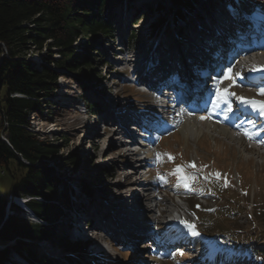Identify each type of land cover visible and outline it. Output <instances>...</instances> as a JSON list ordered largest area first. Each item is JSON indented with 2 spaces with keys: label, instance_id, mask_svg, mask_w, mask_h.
<instances>
[{
  "label": "rangeland",
  "instance_id": "rangeland-1",
  "mask_svg": "<svg viewBox=\"0 0 264 264\" xmlns=\"http://www.w3.org/2000/svg\"><path fill=\"white\" fill-rule=\"evenodd\" d=\"M142 1L148 2V0H122L120 5L115 9V12L117 13L123 12L122 20L119 24L117 23L120 27H117L115 23L117 30L114 34V38H116L114 39L113 43H109L104 46L105 48L103 49V57L94 58V62L92 63L93 65H91L93 70H91L90 67V69L87 68V71L89 72L87 76L84 73L86 71H83L82 69L81 71L67 73L61 69H57L53 65H49L57 73H60L62 75L58 80L59 96L54 101V105L52 103V105L47 107L46 111L44 110L38 115H32L29 119L31 129L33 133L38 134L39 140L52 142L60 147L61 151L58 155V158L55 162L50 163V165L48 166L50 168H53V170L56 172L55 174L59 175H57L58 178L62 176L60 178V188L62 189L64 187L66 190L67 187L71 188V186H69L68 184L77 185V187L80 188L84 183L81 182L79 184V181H86V183H88L89 185V189L92 191V193H94L93 198H91V200L94 201L91 202H94V204L96 205L95 207L99 206L100 203L98 202H102L104 203L103 206H106L105 203H107V201L102 200L101 197L103 194L108 195V202L111 203L109 204V206L113 205L112 201L116 202L117 204L113 205V207H110V210H106L108 207H105L106 211H103L102 208L98 207L97 211L98 213L102 214L101 217L103 218L106 217V214H109L111 212L115 213L117 215V218L111 217V219L113 220H111L108 224H115L116 227L118 223L117 219L122 220L119 221V224H122L123 221L128 223V220H131L126 219L129 214H132L133 217L135 215H139L137 212V208H132L130 206L127 207V211L125 212H119L118 210L124 208L121 205L125 204V200L126 203L130 205L131 200L136 199L138 194L141 193V190H136V188H134V184L138 185V183L142 181L140 177L141 172H134L135 169H133V163H129L128 165V161L125 159L128 153H126L124 145H119L117 143L119 137H117L118 134L116 133V131L118 130V128L116 125L113 127L114 122H111L109 119L101 120L96 115L84 112V110L80 108L81 106H79L78 103H81V100L83 101L84 99V89L82 86L85 85V81L88 82L90 79H95L96 81L102 83V93H95L98 92V90L93 91V96L94 98L96 97L95 100L99 101L100 105L102 103L103 105H105L106 100H109L114 96V94H116V91H114V89L118 88L120 89V99L115 102L113 108L116 109L119 107L120 113L123 116L131 112V106H135L139 111L137 115H142L149 121L162 120V114H160L159 111L155 108V103L152 102L150 98L139 94L134 89L122 87L125 86V84H122L121 74L122 72L128 71L130 69L132 62L136 60L132 56L136 57L138 53H135L129 58L125 57V59L127 60H125L121 64L116 65V61L122 58L120 57L121 54H116V51H118L117 44L119 43V41L121 46L125 47L129 45V49H132L133 46L132 44L130 45V43L132 42L133 38H137V40L140 39L141 46L138 49L139 52H142L144 50V46L146 47L148 44V42L146 43L145 41V37H148L146 35V25L148 24V22L150 23L153 20L156 21L155 17L157 11L153 10V7L156 6V4H153L154 6H149V8H147V6H144V8H142ZM251 1L253 3L251 5L248 3V7L246 6V8L251 10V14L259 13L261 10L264 11V0ZM210 3H212L211 6L216 5L215 7L218 9L217 11H220L224 7V5L222 3H219L218 0H210ZM127 6L128 8H130L128 14L126 13ZM195 8L196 12H194V16L202 14V16H204L205 18V15H208L210 11L209 6L208 9H203V5L201 3H197ZM191 15L192 13H189V22H192L191 28L197 27L198 24H202V27L203 25H207L209 15L207 16V20L205 22L201 21V19H198L197 17H195L196 19L195 21H193ZM154 21L151 25H153ZM116 22H118V20H116ZM137 22L140 23L137 27H135L134 24ZM122 25H124L123 31H125L126 33L125 36L121 35ZM181 25H183L182 21L176 23L175 28H179ZM243 26L245 25H241V27H239L241 28V31L239 33H234L232 35V38L237 40L239 43L250 45L251 47L256 49L261 45L263 37L258 38L256 35L251 34V32L245 30L246 28H244ZM162 31L166 32L163 33L160 31L158 36H166L168 29L164 26L162 28ZM184 35L185 34H183L182 37L179 35L174 37L172 36L174 39H172V41L175 44V48L181 49V51L184 50V47L181 46V41H179V39H183V37H185ZM191 35L192 33H189V45L193 46L194 48L200 49V52H202L201 47L202 44L204 45V43H202L201 40L197 38L193 40L194 37ZM127 37H129V42H126ZM80 41L81 42H79L77 50L80 45L84 44V40ZM190 42L193 44H190ZM153 44L154 42L150 43L151 46ZM263 49V52H257L259 54H264ZM184 52L185 51L181 53ZM200 52L198 51V53ZM92 55H95V52H93ZM43 56L47 58L51 57L54 60H59L61 57L57 50H55L53 53H49L47 49H44L40 53H28L24 57L28 60H31L33 63L40 60L41 63H43L41 59V57ZM127 61H129V63ZM140 61H138V63H140ZM105 63L109 64L106 73H104V70L102 69ZM186 65L187 63L183 61V70L186 69ZM227 66V69L231 68V72L226 73L222 81L219 82L217 87H215L217 94L216 99L217 101H223L220 100L222 99V96H227L229 105L226 112L227 114H230L232 110L233 112L235 111L236 113L234 115L235 118H237L238 114L241 113V111L239 112V110H237V106L240 103L239 98L250 95L251 98L256 100L257 102H264V99H260L261 97H264V90L259 91L258 89L252 88L251 86L236 84L237 80L240 79L238 73L240 65L238 63L237 65ZM196 68L201 72L204 71L205 67L203 66L202 68L199 65H191L189 67V86H193V88L194 86L198 88L202 85H205V83L202 84L204 82L203 79L199 78V76H196L197 71L196 75H194ZM114 84L116 86H114ZM207 86L209 85L206 84L202 89L204 91V94L206 93L205 96H201L199 98H196L195 100L194 97L197 96V91L191 90V87H189V103H187V105H190L195 101L199 102L200 98L204 99L207 95H214L215 93L212 92V89L207 90ZM207 91L209 94L207 93ZM232 93H234L235 95H232ZM5 95L6 91L4 88L1 92L2 107H4L3 100ZM198 105L202 107L200 102ZM205 105L207 104L204 103L203 107L198 111V113L202 111H204L205 113L210 110V108L205 107ZM128 107L129 110L127 109ZM83 108H86L85 105H83ZM222 111L224 110L222 109ZM203 115H197V121L203 128L202 136L196 139L185 138L182 132L176 129L174 134L166 133L163 136V139L160 140L161 145L164 149L160 145L157 147L158 141H156V143L154 144V146L156 147H151V150H154L153 164L156 163V159L158 157L155 154L159 153L160 159L158 165L152 168V172L160 174L163 178L162 171L166 170V179L167 181L169 180V182L181 179L182 176L187 178L188 182L190 176H195L198 181V188L196 191L203 195H207L206 193H208L207 191L210 190L212 185L218 186L209 178V175L213 176L215 180L223 178L226 187L228 188V193L225 199L228 201L232 200L236 205L240 203L242 206H244L243 210L237 215V218L235 220H229L230 222H227L228 227L233 230L243 232L245 234V237H243L242 235H240V237L244 239L245 242L246 240H249V242L252 241L255 244H260L258 246V250H264V153L258 149H256V151L254 148H251L249 146L247 147L246 142H241V140H239L240 142L233 141L229 139L227 135L221 134V132L219 133V131H216V128L220 129L225 125H223L219 121H216L214 118H211L207 122L209 123L211 128H206L204 124H201V117H203ZM111 116L115 119L118 114L114 112V114ZM187 116L190 115L187 114ZM112 117L109 116L110 119H112ZM186 119H189V117H186ZM236 121L238 122V119H235V122ZM257 124H259V126L261 127H264V121H259V123ZM155 127L157 128H151L149 130V133L152 134L148 133L147 136L151 135V138L160 136V130L163 126L157 125ZM225 128L229 129L228 127ZM229 131L231 130L229 129ZM165 149L169 150L176 157V164L182 170L179 174H174L176 172L168 173V171H170L168 170L169 167L176 166L175 164H173L174 159H169L170 154H167L168 152H166ZM70 157L79 159L78 168L71 166V164L66 165V167L64 166V168L60 166L63 163H66ZM188 161L191 165H194L196 162L198 164V170L191 169L189 167ZM192 161L194 162V164ZM104 168H109V171H107L106 174L103 173ZM190 169L192 171H190ZM24 174L25 172L18 168L15 161L10 162L8 166L0 165V197L7 198L13 196L15 194L16 184L22 179ZM61 181H63L62 184ZM200 186H205L206 193H203V191L199 189ZM166 187V183H159L158 188L160 189L161 196H165L164 199L162 197V199H160V201L158 202L160 203L161 207L159 209L158 207H151L150 209H148L149 207L147 206L145 208L147 212L145 214H142L141 217L137 216L139 217V219L144 217L145 219L153 222L156 221L159 211H166V213H168L173 209H177L180 207H184L187 210V206H189L191 211L196 216L199 222V226L197 227L192 214L187 213L186 222L180 225V227L177 228L178 230H173L171 232L172 236L177 235L176 233L185 234L188 232H192L193 229H190L187 226L188 224L193 225L195 232L199 229L202 230L204 237L202 241L206 240L205 234H213V232L215 233L217 231V228L210 226V210L206 209L197 202L198 195L194 196L193 199H189L188 201L183 202L182 205H179L181 204L179 200L170 198L171 193L167 197V193L164 190V193L162 194L163 189H166ZM186 197V194H184L183 198ZM148 198L149 197H147V199ZM147 199L143 200V202L147 203ZM71 200L77 202L79 201L74 197H72ZM85 201H87V199ZM14 204L15 203H13L12 205ZM134 210L136 211V214L134 213ZM230 210L232 211V209ZM12 212L13 211L11 210L10 213ZM26 213L27 212L23 211L22 213L17 214V216L28 220L27 222L29 223H40L35 219L34 216H32L30 212L27 213L28 216ZM96 216L97 218L99 217L98 214H96ZM81 217L84 218L85 216L81 215ZM163 219H159L157 221L161 222ZM134 222L135 218H132V223ZM57 223H59L58 220L56 224ZM42 224H44V222ZM132 225H134L133 228L128 230V238L122 242H131L133 245H136L137 250L133 254L132 252H130L131 244L119 245L116 243V241L113 242L109 240L103 232H97L96 234V231L92 230L93 228H96V222L94 221L93 227H90L88 229H90V232L95 233L97 236H95L92 240H89V242L94 241V243L98 244L103 254H105L110 262L102 261L93 264H131L129 263V261L132 259L133 255L137 256L134 259L135 262L133 264H204L203 261L193 257L191 254H188L186 256L182 251L176 253L174 251H161L157 248H152L150 245L151 243L149 241V237L144 238L140 243H138L137 237L136 235H133V233H136L137 231L140 232V230L139 227H137V229L135 228L136 223ZM47 245L48 246H44V244L38 245L37 248L33 250V252L37 255V258L40 259L42 255L51 257L53 259L61 258L60 254L57 253V250L54 251L53 247H51L50 244ZM4 247L5 246H0V249H3ZM27 252L28 251H26V253ZM223 255L224 253L222 249H220L219 247L214 248L206 257V262L213 264L214 260L217 259V257H222ZM236 255L238 254H235L233 256ZM14 256L15 255L12 254L11 257L14 258ZM105 256L103 257L105 258ZM103 257L100 258L102 259ZM147 257L149 258V260H147ZM261 263L264 264V262L262 261H257L254 264ZM19 264H23L22 261ZM43 264L45 263L43 262ZM56 264H64V262L61 261V263ZM65 264L68 263L66 262Z\"/></svg>",
  "mask_w": 264,
  "mask_h": 264
},
{
  "label": "trees",
  "instance_id": "trees-1",
  "mask_svg": "<svg viewBox=\"0 0 264 264\" xmlns=\"http://www.w3.org/2000/svg\"><path fill=\"white\" fill-rule=\"evenodd\" d=\"M121 1L0 0V165L8 166L15 161L18 168L25 172L16 184L13 196L27 199V207L44 222H27L28 220L17 216L23 211L15 205L11 207L14 214L6 217L9 197H0V246H5L0 249V264L9 263L11 253L34 264L58 263L45 255L39 259L33 252L38 243L44 241L60 250V255H77L75 261L70 263L102 262L87 255L88 242L71 240L56 224L75 203L67 190L60 188L58 174L48 167L58 158L60 147L55 143L39 140L38 134L31 129L29 119L32 115L46 111L52 105L51 99L57 96L58 80L62 75L49 65L67 73L82 69L86 71V76L89 73L87 68L93 70L91 65L94 58L101 55V44L113 39L115 9ZM172 1L174 5L185 9L191 8L194 2ZM98 34L103 38L97 43L95 38ZM82 38L86 41L82 45L84 51L78 52L74 44ZM131 44L136 46V38H133ZM44 49L49 53L57 50L60 59L43 56V63L40 61L37 65L24 57L28 53H40ZM93 52L96 54L92 55ZM88 83L95 85L96 80L90 79ZM4 88L6 95L2 107L1 92ZM83 88L88 89L87 86ZM92 107L94 112L98 110L95 106ZM69 164L78 168L79 159L70 157L60 166L64 168ZM189 178L188 184L196 191L197 179L195 176ZM209 178L218 186L212 185L208 193L205 192V186H200L199 189L222 201L214 209H210V226L217 228L215 233H207L211 245H221L227 254L248 252L264 262V250H258L260 244L249 240L245 242L240 237H245L243 232L228 227L227 222L235 220L244 206L225 199L228 188L223 178L215 180L210 175ZM82 191L88 196L91 194L86 184H83Z\"/></svg>",
  "mask_w": 264,
  "mask_h": 264
},
{
  "label": "bare ground",
  "instance_id": "bare-ground-1",
  "mask_svg": "<svg viewBox=\"0 0 264 264\" xmlns=\"http://www.w3.org/2000/svg\"><path fill=\"white\" fill-rule=\"evenodd\" d=\"M196 9V8H195ZM130 8H128L127 6V14L129 12ZM165 12L162 11V14H164ZM160 14H156L155 19L157 20ZM170 20H168L164 26L167 29H170L171 31H173V29L175 28V24L173 22V17L174 14H170ZM152 20V19H150ZM121 21V18L119 20V22ZM154 21V20H153ZM151 21V22H153ZM182 21V20H181ZM151 22L146 25V32L148 31ZM140 23V22H139ZM139 23L134 24L135 27L138 26ZM170 23V24H168ZM182 24H184V21H182ZM163 26V27H164ZM170 26V27H169ZM264 26V25H262ZM162 27V28H163ZM261 27V26H260ZM165 30V29H164ZM161 32L165 33L166 31H162ZM179 32V31H178ZM255 33V32H254ZM100 34H98L95 38V42H99L101 40V35L100 38L98 39ZM148 36V35H147ZM146 38V43L148 42L147 46H144V50L142 52H139L138 49L141 46V42L139 43V47L137 50L132 51V52H128L126 55H121L120 59H118L116 61V65L121 64L122 62H124L125 57L129 58L130 56L134 55L135 53H138L134 57L136 60L132 62L131 67L134 68H139L143 65V61L146 57V53L148 55L149 58H159V61H161V63L153 68L152 70H150L153 74V76H150L148 78H146L143 82H141L140 85V90H138L140 93L144 94V96L150 98V100L152 102L155 103V108L159 111L161 115V119L159 121H149L147 120L145 117H143L142 115H137L139 113L138 109L135 106H131L130 110L131 112L128 114H125V116H123L120 113V108H113L115 102L117 100L120 99V89L115 88L114 91H116L113 97H111L109 100H106V104L103 105V103L100 105L99 101L95 100L93 94H94V90H98V92L95 93H102V87L99 81H96L95 85L93 84H89L88 82L85 81V85L87 86V90H85L84 88V99L83 101L81 100V103H78L79 106H81L80 108L82 110H84V112H88L90 114L96 115L99 119L101 120H107L109 119L111 122H114L113 127L116 125L118 130L116 131V133L118 134L117 137H119V139L117 140V143L119 145H124V149H126V153H128L125 157V159L128 161H126L129 165V163H133L134 167L133 169L134 172H138L140 171V177L142 179L141 182L138 183V185L134 184V188H136V190H141V193L138 194L136 199L131 200L130 205L128 203H126L125 200V204H122L121 206L124 208L119 209V212H125L127 211V207L130 206L132 208H137V212L139 215H135L134 217L132 216V214H129L126 219H131L128 220L129 222L126 223L125 221L122 222V224H119V221L122 220H118L117 223V227L115 226V224H108L110 223L111 217H115L117 218V215L115 213H109L106 214V217H101V213H98L97 209L98 207L102 208L103 211L106 210H110V207H113V205L117 204L116 202H113V205L110 202H108V195L103 194L101 199L102 200H106L107 203L106 206L102 203V202H98L100 203L98 207H95L96 205L94 204V200H91V198H93L94 193H92L90 196H88L86 193H84L82 191V186L80 188L77 187V185H72V184H68L69 186H71V188L67 187V192L70 195L71 199L72 197H74L75 199H78L79 201H73L75 204L72 206V208L66 210V214L63 215L62 217H60L58 219L59 223H57L59 225V229L61 230V232H64L65 234H67L69 236V238L71 240H86V242H89V240H92L95 236H97V232H103L107 238L111 241L114 242V239H120L121 241H124L128 238V225L131 224H142L148 221V219H145L144 217H142L141 219H139V217H141L142 214H145L146 211V207L148 206L150 209L151 207H158V209L161 207L160 203H158L160 201V199L162 198L161 193H160V189L158 188L159 183H164V180L162 178V176L158 173H153L152 172V168L154 166H157L159 163V159L157 157L156 159V163L153 164V157H154V150H151V147H156L154 146V144L156 143V141H158V145L157 147L160 145L159 144V137H154L151 138L150 136H147V134L149 133V130L151 128H157L155 126L157 125H162L163 123H165V121L169 120L168 125L170 127H175V128H179V130L182 132L183 136H185V138H189V139H196L200 136L203 135V128L201 125H199L198 123V118H197V113L199 110H201V108L203 107V104L206 103L207 105H205V107H209L210 110L212 111L210 113V110L208 112H205L203 117H205L204 119H202V123L206 126V128H211V126L209 125V123H207L211 118L215 119L216 121L221 122L223 125V128L220 129H215L216 131H219V133L221 132V134H225L227 135V137L233 141H239L238 136L234 133V131H238V126L242 125L245 122L249 121V129L250 131L255 132V134L257 135H263V131H259L255 128V121H252L251 118H247V116H253L255 117L258 113L260 114H264V102H257L256 105H251V104H243L241 103L240 105V110L242 113H240V115L235 118V115L233 114V111L230 114L224 113L222 111V109H225V106H227V104L223 101H217L215 94L211 96L207 95L204 99H199L200 104L202 105V107H200L198 104V101L193 102L192 104H188L187 102L185 103V110L187 113H189V119H186V117H181L180 115H176L174 112L175 110L173 108L169 107L168 102L171 99V89L176 90L175 88H171L168 87L166 85H169L170 83H172L176 77L180 78L181 77V72L185 71L182 68V64L183 61H185V63H188V55L187 53H181L184 50L181 51V49H177L175 48V44L172 41V38L170 40V38L168 39V41L166 40V36L165 35H159L157 36L158 39H160L159 44L157 45V47H155L156 45H153L152 48L150 43L153 42V40L149 39L148 37ZM156 38V37H155ZM156 38V39H157ZM180 38V37H178ZM124 39V38H123ZM80 40H84L85 39H78L77 42L74 44V46L77 48V46L79 45V42H81ZM126 42H128V37L126 38ZM140 40V39H139ZM174 40V39H173ZM124 41V40H123ZM141 41V40H140ZM150 41V42H149ZM178 41V40H177ZM179 41H182V39H179ZM83 42V41H82ZM114 42V38L113 39H109L107 41H105L104 43L101 44V55L97 56L98 58L103 57L104 56V46H106L109 43H113ZM165 42V43H164ZM120 43V42H119ZM176 43V41H175ZM165 44V45H164ZM126 47V46H125ZM121 48H123V46H121L120 44L117 47L116 54H120V50ZM183 48V47H182ZM264 48V44L263 46H261L259 49H254L251 46H243L242 49V54L250 57V56H256L255 59L250 60L249 62V67L254 70V71H260L258 64L261 63L262 59H264V54H259L258 52L262 51V49ZM81 51H80V50ZM83 48L82 45H80L78 47V52H83ZM258 51V52H257ZM98 53V52H97ZM96 54V53H95ZM185 57V58H184ZM141 60V61H140ZM41 61V60H40ZM40 61H36L35 63L37 65H39ZM138 61H140V63H138ZM129 63V61H127ZM131 62V61H130ZM135 62V63H134ZM140 64V66H139ZM109 64L105 63L104 67H102V69L104 70V73L107 72V68H108ZM115 68V67H114ZM217 69H220V67L218 66ZM262 75L258 76V79H262L264 80V76L263 73H260ZM122 76V84H129L128 80L131 78H126V76H124L123 74H121ZM216 81H218L219 79L217 78H212ZM252 79H255L256 82H261L260 80L257 81V77L254 76ZM253 84V83H252ZM258 84V83H257ZM212 86H214L215 84H211ZM114 86H116L114 84ZM122 86V87H125ZM218 86V85H217ZM256 86V85H255ZM171 88V89H170ZM227 89V88H226ZM136 90V89H135ZM58 91L57 90V96L54 97L52 100V103L54 105V101L58 98ZM224 92V91H223ZM209 94V93H208ZM117 95V96H116ZM245 100H249V101H254L253 99H249L250 96H246L244 97ZM210 104V105H209ZM83 105H85V109L83 108ZM92 106H95L98 110L94 112V109ZM169 107V108H168ZM129 110V107L127 108ZM231 111V110H230ZM114 112H116L118 114V116L114 119L111 115L114 114ZM229 112V111H228ZM172 115V116H171ZM112 117V119L109 118ZM237 116V115H236ZM238 119V122L234 121V120ZM231 120H233L234 122H232ZM218 123V122H217ZM8 124H5V126H7ZM225 127L231 128L229 131V129H226ZM232 129L234 131H232ZM161 131V130H160ZM152 134V133H149ZM121 137V138H120ZM257 151V150H256ZM158 152V151H157ZM159 153L155 154L156 156H158ZM169 154V153H167ZM130 160V161H129ZM50 165V164H49ZM55 167V166H53ZM106 170V171H105ZM107 171H109V168H104L103 169V173L106 174ZM59 176V175H58ZM62 176H60L61 178ZM65 179V178H64ZM61 180V179H60ZM163 180V181H162ZM83 182L84 184H86L88 187V183H86V181H79V184ZM63 183V181H61V184ZM61 186V185H60ZM133 188V187H132ZM147 197H149L147 199ZM128 198V197H127ZM16 199V198H15ZM87 199V201H85ZM147 199V203H144L143 200ZM110 200V199H109ZM17 202L23 206L22 204V200H17ZM122 202V201H120ZM93 203V204H92ZM149 204V205H148ZM105 207H108L107 209ZM106 209V210H105ZM145 210V211H144ZM166 213V211H164ZM163 211L161 213H164ZM181 212V211H180ZM134 213L136 214V211L134 210ZM160 213V211H159ZM158 213V214H159ZM96 214L99 215V217L97 218ZM118 214V213H117ZM81 215L85 216L84 218L81 217ZM114 215V216H113ZM108 216V217H107ZM139 216V217H137ZM132 218H135V222L132 223ZM156 218V217H155ZM158 218V217H157ZM156 218V219H157ZM96 222V228L92 229L96 231V234L93 232H90V227H93V222ZM42 222V221H40ZM43 223V222H42ZM80 223V224H77ZM147 226V225H146ZM145 226V227H146ZM147 228V227H146ZM145 229V228H144ZM139 230L141 232V236H144L148 233H150L149 229H146V231L143 230L142 226L139 227ZM90 232V233H89ZM127 235V236H124ZM124 237V238H123ZM137 240L139 238V236H136ZM196 235L193 234L190 236V240L195 239ZM89 247H88V252L90 253V255H94V256H99L100 253L102 252V250L100 249V246L96 243L93 242H89ZM67 255V254H66Z\"/></svg>",
  "mask_w": 264,
  "mask_h": 264
},
{
  "label": "snow or ice",
  "instance_id": "snow-or-ice-1",
  "mask_svg": "<svg viewBox=\"0 0 264 264\" xmlns=\"http://www.w3.org/2000/svg\"><path fill=\"white\" fill-rule=\"evenodd\" d=\"M228 71L231 72V68H229ZM232 95H235V94L232 93ZM239 99H240L241 103H243V104H251V105H256V104H257L256 101L245 100L244 97H240ZM262 107H264V106H262ZM201 118L204 119L205 117H201ZM245 134H246V135H249V138H251V136H250V134H249L248 132H245ZM159 156H160V154H158V158H159ZM169 159H173V158L169 155ZM192 166H194V165H192ZM181 171H182V170L178 167L177 170H176V173H174V174H179ZM217 175H218V174H217ZM181 179H182V181L184 182V186H185V187H189V185H188V183H187V178H185V177L182 176ZM197 207H199V206H197ZM187 226H188L190 229H193V234H195V235H199V233L195 232L193 225L188 224Z\"/></svg>",
  "mask_w": 264,
  "mask_h": 264
},
{
  "label": "water",
  "instance_id": "water-1",
  "mask_svg": "<svg viewBox=\"0 0 264 264\" xmlns=\"http://www.w3.org/2000/svg\"><path fill=\"white\" fill-rule=\"evenodd\" d=\"M13 199V197L12 196H10L9 198H8V204H7V208H6V217H7V211H8V207L10 206V205H12L14 202H16L18 205H20L18 202H17V200L19 201V199L17 198L16 200H14ZM21 200V199H20ZM23 202H22V204H23V206L22 207H24L26 210H28V208H27V202L25 201V200H22ZM21 206V205H20Z\"/></svg>",
  "mask_w": 264,
  "mask_h": 264
}]
</instances>
